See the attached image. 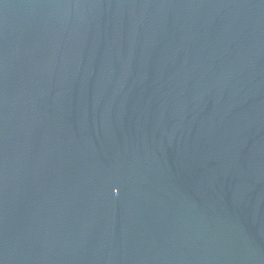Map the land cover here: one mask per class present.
Here are the masks:
<instances>
[{"label": "water", "instance_id": "95a60500", "mask_svg": "<svg viewBox=\"0 0 264 264\" xmlns=\"http://www.w3.org/2000/svg\"><path fill=\"white\" fill-rule=\"evenodd\" d=\"M0 264H264V0H0Z\"/></svg>", "mask_w": 264, "mask_h": 264}]
</instances>
